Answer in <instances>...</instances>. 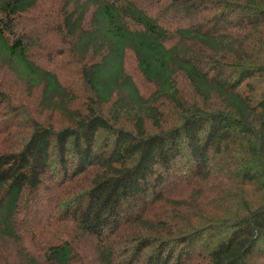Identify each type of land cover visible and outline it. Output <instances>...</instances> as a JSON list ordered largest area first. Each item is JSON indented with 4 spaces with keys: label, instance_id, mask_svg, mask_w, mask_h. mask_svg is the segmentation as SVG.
Returning a JSON list of instances; mask_svg holds the SVG:
<instances>
[{
    "label": "trees",
    "instance_id": "1",
    "mask_svg": "<svg viewBox=\"0 0 264 264\" xmlns=\"http://www.w3.org/2000/svg\"><path fill=\"white\" fill-rule=\"evenodd\" d=\"M43 1L0 0L39 110L0 86V264H264V0H66L50 34Z\"/></svg>",
    "mask_w": 264,
    "mask_h": 264
},
{
    "label": "rangeland",
    "instance_id": "2",
    "mask_svg": "<svg viewBox=\"0 0 264 264\" xmlns=\"http://www.w3.org/2000/svg\"><path fill=\"white\" fill-rule=\"evenodd\" d=\"M66 0H44L42 3V8L38 12H35L33 14H30L27 18V21H34V25L30 28L32 30L33 26L34 31H37L38 29L42 28L41 31L44 34H50L47 29L48 25L44 19L49 18L50 16H55L56 13H58V10L61 9V7L64 5V2ZM46 14V15H45ZM40 32V33H41ZM48 45H55V49H53V52L58 51L60 49V44L57 38H53L52 40H49ZM47 45V47H48ZM125 71L128 75H130L133 80L136 82L137 86L139 87V90L141 94L146 93L150 94L152 91H150L149 85L143 80L138 68L136 61L133 58V55L129 52L127 54V57L125 59ZM0 86L7 90L9 92L10 99H13V106L17 109H21L22 111L31 112L33 115L36 116V113L39 112L37 108H34L36 101L35 96H37V93L35 90H29L25 84L21 83L19 80H17L13 75H10L8 73L3 72L1 70L0 72ZM23 107V108H22ZM16 108L14 110L16 111ZM17 112V111H16ZM16 114H14L15 116ZM52 117L54 120L57 119V117L51 116L50 114H44L45 119H50ZM9 116H6L4 120H0V144L3 142L2 137H12L10 135H5L2 133V130L5 127V121H8ZM18 132L12 134L13 136L17 137L16 135ZM183 193H189L188 190H181Z\"/></svg>",
    "mask_w": 264,
    "mask_h": 264
}]
</instances>
